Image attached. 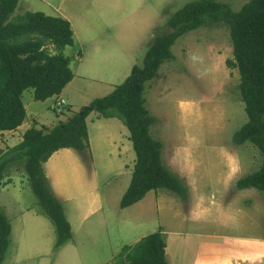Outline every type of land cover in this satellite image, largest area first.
Returning a JSON list of instances; mask_svg holds the SVG:
<instances>
[{
  "label": "rangeland",
  "instance_id": "374dc122",
  "mask_svg": "<svg viewBox=\"0 0 264 264\" xmlns=\"http://www.w3.org/2000/svg\"><path fill=\"white\" fill-rule=\"evenodd\" d=\"M100 1L18 0L12 17L25 11L66 14L77 34L76 41L63 48L75 77L61 93L36 100L32 88L23 91L26 127L50 128L93 98L112 91L134 64L141 63L154 35L171 30L166 23L170 15L192 0H117L118 10H109ZM225 1L237 10L248 0ZM77 16L94 33L87 43H83L84 27H76ZM80 43L81 59L77 60ZM95 44L101 47L99 56L94 54ZM171 51L173 59L163 62L146 82L144 96L154 118L151 134L161 142V161L180 179L185 196L155 187L143 199L121 207L136 159L130 135V143L119 146L125 154V170L103 140L101 150H92V160L83 150L63 149L56 159L61 172L55 171L54 164L41 163L42 172L49 175L47 185L61 200L66 217L90 209L86 223L94 222L87 235L71 232L69 239L56 246L49 217L20 215L23 206L42 208L23 169L25 157L17 159L7 166L13 171L12 183L4 177L5 188L0 190V209L12 221L2 264H113L122 246L153 231H160L163 237L169 264H217L211 257L216 252L235 253L227 264H264V195L255 188L235 186L239 178L260 167L262 156L253 144L232 140L234 131L246 121V113L237 88L238 70L227 65L232 58L228 28L218 23L191 30L174 42ZM60 99L62 112L54 108ZM94 113L86 117V124L91 133L99 134L100 123L91 122L98 117ZM112 117L113 122H104L108 128L115 130L114 124L121 122L129 133L119 117ZM13 137L10 132H0L1 158L8 157L4 153L16 143ZM14 215L19 217L15 220ZM122 224L130 232L127 235L119 232ZM222 260L226 258L222 256Z\"/></svg>",
  "mask_w": 264,
  "mask_h": 264
},
{
  "label": "trees",
  "instance_id": "16d2710c",
  "mask_svg": "<svg viewBox=\"0 0 264 264\" xmlns=\"http://www.w3.org/2000/svg\"><path fill=\"white\" fill-rule=\"evenodd\" d=\"M18 0H0V131L14 130L26 116L22 93L32 88L36 100L59 95L72 79L70 57L63 48L73 44L70 22L42 11H25L12 17ZM168 32H157L141 63L134 64L124 80L109 93L93 98L65 121L48 128H27L21 140L0 157V184L9 163L25 157L23 169L42 212L54 224L56 246L71 236L61 202L51 193L41 163L62 147L82 151L88 144L86 117L95 111L103 117H119L126 125L136 159L132 180L120 205L126 207L155 187L185 196L180 179L161 161V142L150 128L154 118L145 106L146 82L154 78L163 62L173 59L171 46L185 33L222 23L228 28L232 46L230 68L238 70L237 88L246 121L236 129V144L249 142L261 152L260 167L239 178L236 189L255 188L264 195V0H248L237 10L225 0H192L175 10L166 21ZM53 50L54 52H51ZM60 101V100H59ZM54 107L58 109L57 101ZM10 223L0 209V264L9 247ZM165 242L153 231L114 255L113 264H169Z\"/></svg>",
  "mask_w": 264,
  "mask_h": 264
},
{
  "label": "crops",
  "instance_id": "0c3cea01",
  "mask_svg": "<svg viewBox=\"0 0 264 264\" xmlns=\"http://www.w3.org/2000/svg\"><path fill=\"white\" fill-rule=\"evenodd\" d=\"M100 2H103V3H100L101 4V6H106V8H109V10H118L117 8H115V6H117V7H119V1H117V0H107V1H100ZM111 2H113L114 3V5H112V3ZM113 7L115 8V9H113ZM58 9V8H57ZM61 17H63V18H65V19H67L69 22H70V25H71V29H72V31H73V43L76 41V39H77V34H76V31H75V28H74V26H73V20L69 17V16H66V14H63V15H61ZM119 19H121V18H119ZM116 20H117V17H116V15H115V20H114V23L116 22ZM75 23H76V27H84V29H82V34L84 33L85 34V42H83V43H87L90 39H91V36L92 35H94V33L92 32V31H90L91 30V28H90V26L87 24V23H85L84 24V26H83V23H81V20H80V17H78L77 16V21H75ZM77 28V29H78ZM99 30H102V29H99ZM96 39H97V37H96ZM84 45V44H83ZM79 47H80V50L77 52V53H80V57H78L77 58V60H80L81 59V51H82V45H81V43L79 44ZM93 51H94V54H96V55H101L100 53H101V47L98 45V44H95L94 45V47H93ZM77 55V54H76ZM130 72V71H129ZM129 74V73H128ZM75 77V74L73 73V77H72V79ZM72 79L70 80V81H72ZM69 81V82H70ZM68 82V83H69ZM60 100H62L63 101V99H60ZM59 101V100H58ZM64 103V102H63ZM94 112V111H93ZM94 114H96V115H93V116H98L97 118H95L94 119V117L93 118H91V122H99L100 123V126L102 127V130L100 131V132H98L99 134H95L94 132H92L91 133V131H89V128L87 127V134H88V137H87V142L89 143V145L87 144V146H86V148L82 151V152H84V154H87V156H88V159H93V154H92V150H101V143H102V140L107 144V145H109L110 147H111V153H113V155H114V157H115V159H118L119 161H120V168L121 169H124L125 170V168L123 167V165H124V160H125V158H124V156H125V154H123L122 152V148H119V146H121L122 147V144H124V145H126V143H130V141L128 140V136L130 135V133H127V131H126V129L123 127L124 125L121 123V122H118V124H114L115 125V130H111L110 128H108L107 126H106V124L104 123V122H113L112 121V118H115V117H109V118H105V117H103V116H101V115H99L97 112H95ZM100 116V117H99ZM103 118L102 120L100 119V118ZM27 120V119H26ZM25 123V120L23 121V123L20 125V126H18L16 129H14V130H8V131H0V132H10V134H12V135H14L15 137H13V139L15 138V141H16V143L15 144H17L20 140H21V137H22V133L27 129V128H29V127H26V125L24 124ZM35 125V124H34ZM26 127V128H25ZM124 128V129H123ZM113 131V132H112ZM119 131H121L122 132V137H120L119 138V134H121V133H119ZM129 131V130H128ZM114 132H116L117 133V135L114 137ZM123 138H124V140H123ZM14 141V140H13ZM14 144V145H15ZM73 149V148H70V147H62V148H59V149H57L56 151H54L52 154H50L48 157H47V159L43 162V164L44 163H48L49 165H51V164H54L55 166H54V168L56 169L55 171L57 172L58 171V169H59V171L61 172V169L59 168V164L57 163V158H60V157H58L57 156V154L61 151V152H63L62 150L63 149ZM76 150V149H75ZM86 150H88V151H86ZM90 151V152H89ZM120 152L122 153V155L120 154ZM111 153H109V151H107L106 152V155L107 156H111L112 154ZM64 155V154H63ZM104 156V154H102L101 155V157H103ZM63 158H64V156H63ZM92 162V161H91ZM121 165H122V167H121ZM58 168V169H57ZM58 171V172H59ZM57 172V173H58ZM44 174V173H43ZM5 176V179L6 178H8V179H10V183L9 184H11L12 183V177L14 176L13 175V171L11 170V166H9L7 169H6V171H5V174H4ZM44 176H46V174L44 175ZM49 176V175H48ZM48 176H46L45 178L47 179L48 178ZM26 177H27V174H26ZM3 188H5V186L3 185V184H0V190L1 189H3ZM148 192V191H147ZM147 192H145L144 194H145V196H146V193ZM144 196V197H145ZM141 199H143V196H142V198H140L139 200H141ZM139 200H137V201H139ZM137 201H135V202H137ZM60 202H61V200H60ZM135 202H133V203H135ZM132 203V204H133ZM102 206V205H101ZM1 208V207H0ZM23 208V212L20 214V215H22V214H24V213H29V214H31L32 215V218L34 219V218H37V219H42V218H48L42 211H41V209H39L40 207L37 205V206H34V208H31V207H28V206H23L22 207ZM64 212V211H63ZM92 212V210H88V211H86V212H84V213H82L81 215H77V216H68V217H66V215H65V212H64V215H65V217H66V219L67 220H69L68 222L70 223V226H71V232H72V235H74L75 233L77 234V235H79V234H84V235H87L88 233H89V230L90 229H87V228H90V223H92V222H94V221H91V222H89V223H86V220H87V217H89L90 216V214L89 213H91ZM15 220L19 217V215H14V216H12ZM104 220V219H103ZM10 221V220H9ZM36 222H38V223H43V221L42 220H38V221H36ZM122 222L123 223H125V220H122ZM10 223V227H11V223H12V221H10L9 222ZM46 224H48V222H45ZM45 223H44V225H45ZM52 224V223H51ZM103 224H106V223H103ZM21 226H22V224H21ZM102 228L104 229V228H107V226L106 225H103L102 226ZM11 230V229H10ZM119 232H120V234L121 235H127L128 233H130L129 232V230H126L125 229V227H124V224H122L120 227H119ZM39 231V233L40 234H42V232H41V230H38ZM95 231H96V229H95ZM160 232V231H159ZM135 240L137 241V238H135ZM264 240V239H263ZM77 247V246H76ZM112 253H114V252H112ZM112 253H111V255H112ZM233 254H235V253H232V254H227L226 252H216V253H214V254H211V257H213V258H216L217 259V262L215 261L214 263H217V264H219L220 263V261L221 262H225V263H222V264H227L229 261H230V258H231V256L233 255ZM222 256H224L225 258H226V260H222ZM15 258V257H14ZM6 259V258H5ZM16 259V258H15ZM5 261V260H4ZM4 263V262H3Z\"/></svg>",
  "mask_w": 264,
  "mask_h": 264
},
{
  "label": "built area",
  "instance_id": "2783aa9c",
  "mask_svg": "<svg viewBox=\"0 0 264 264\" xmlns=\"http://www.w3.org/2000/svg\"><path fill=\"white\" fill-rule=\"evenodd\" d=\"M62 104H63V101L62 100L57 101V106H58V109L59 110L61 109Z\"/></svg>",
  "mask_w": 264,
  "mask_h": 264
}]
</instances>
